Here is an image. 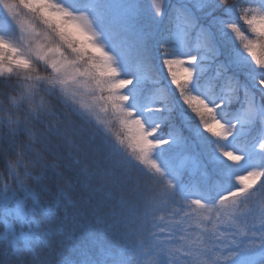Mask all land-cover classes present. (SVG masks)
<instances>
[{
	"label": "snow or ice",
	"instance_id": "obj_1",
	"mask_svg": "<svg viewBox=\"0 0 264 264\" xmlns=\"http://www.w3.org/2000/svg\"><path fill=\"white\" fill-rule=\"evenodd\" d=\"M0 264H264V0H0Z\"/></svg>",
	"mask_w": 264,
	"mask_h": 264
},
{
	"label": "trees",
	"instance_id": "obj_2",
	"mask_svg": "<svg viewBox=\"0 0 264 264\" xmlns=\"http://www.w3.org/2000/svg\"><path fill=\"white\" fill-rule=\"evenodd\" d=\"M0 171H4V166H3V162L0 161Z\"/></svg>",
	"mask_w": 264,
	"mask_h": 264
}]
</instances>
